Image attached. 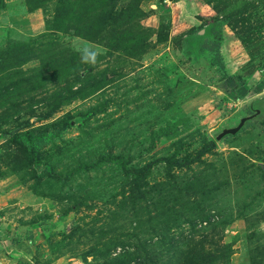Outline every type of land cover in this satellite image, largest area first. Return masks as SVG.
<instances>
[{
  "label": "rangeland",
  "instance_id": "1",
  "mask_svg": "<svg viewBox=\"0 0 264 264\" xmlns=\"http://www.w3.org/2000/svg\"><path fill=\"white\" fill-rule=\"evenodd\" d=\"M84 1L0 0V264H264V0Z\"/></svg>",
  "mask_w": 264,
  "mask_h": 264
},
{
  "label": "trees",
  "instance_id": "2",
  "mask_svg": "<svg viewBox=\"0 0 264 264\" xmlns=\"http://www.w3.org/2000/svg\"><path fill=\"white\" fill-rule=\"evenodd\" d=\"M88 2L91 5L96 6L95 12L97 13L98 18H110L114 16L113 13L115 11L116 0H89ZM84 3L85 1L83 0L80 5L84 6ZM67 4L68 6H72L71 3L67 2ZM236 87H238L236 78L233 75H229L224 85L225 91L228 92L229 95L234 96ZM63 132L64 130L60 127L59 122L46 124L45 126L34 129L32 131H28L26 133H22L20 129H16L8 134L9 140H7L6 145H9L10 143V147H13L12 144L15 145V150L19 152L23 159L37 164L41 160V148L44 147L51 140L60 137ZM215 146L216 142L214 140H211L208 144L205 145V149L200 152L197 158L199 159L201 154L210 151ZM195 160L196 158L189 159L184 157L177 160L174 156H172L169 159V163L176 162L181 166H186L191 164ZM123 167H125L126 170V184L129 186V190L132 193L130 197L132 199H134V197L137 195L142 198L145 197L147 194V190H145L144 188L149 184L146 181L147 167L129 169L127 168L125 163H123ZM173 244L174 243H171V247L173 246Z\"/></svg>",
  "mask_w": 264,
  "mask_h": 264
},
{
  "label": "clouds",
  "instance_id": "3",
  "mask_svg": "<svg viewBox=\"0 0 264 264\" xmlns=\"http://www.w3.org/2000/svg\"><path fill=\"white\" fill-rule=\"evenodd\" d=\"M77 51L80 53L81 62L95 65L98 60V56L100 55V52L98 49H96L94 46H84Z\"/></svg>",
  "mask_w": 264,
  "mask_h": 264
},
{
  "label": "water",
  "instance_id": "4",
  "mask_svg": "<svg viewBox=\"0 0 264 264\" xmlns=\"http://www.w3.org/2000/svg\"><path fill=\"white\" fill-rule=\"evenodd\" d=\"M236 131V129H229V130H226V131H224L223 133L225 134V133H233V132H235ZM221 135H223V134H221Z\"/></svg>",
  "mask_w": 264,
  "mask_h": 264
}]
</instances>
